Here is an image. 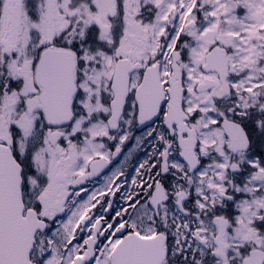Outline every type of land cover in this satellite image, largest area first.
I'll return each instance as SVG.
<instances>
[{
  "label": "snow or ice",
  "instance_id": "snow-or-ice-1",
  "mask_svg": "<svg viewBox=\"0 0 264 264\" xmlns=\"http://www.w3.org/2000/svg\"><path fill=\"white\" fill-rule=\"evenodd\" d=\"M0 264H264V0H0Z\"/></svg>",
  "mask_w": 264,
  "mask_h": 264
}]
</instances>
